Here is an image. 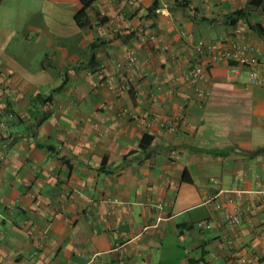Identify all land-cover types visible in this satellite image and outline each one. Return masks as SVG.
<instances>
[{"label":"crops","instance_id":"obj_1","mask_svg":"<svg viewBox=\"0 0 264 264\" xmlns=\"http://www.w3.org/2000/svg\"><path fill=\"white\" fill-rule=\"evenodd\" d=\"M173 1L93 0L79 26L80 0H0V264H264L257 195L214 206L264 191V83L225 62L183 80L199 38L264 67V39L224 19L264 27V0Z\"/></svg>","mask_w":264,"mask_h":264},{"label":"built area","instance_id":"obj_2","mask_svg":"<svg viewBox=\"0 0 264 264\" xmlns=\"http://www.w3.org/2000/svg\"><path fill=\"white\" fill-rule=\"evenodd\" d=\"M236 33H240L239 28L235 29ZM144 37V36H143ZM141 40H152L154 35H146ZM217 40L220 43H226L227 45L222 46L220 49L216 50L215 42L212 38H199L196 40L192 46L193 53L197 56L196 63L194 66L183 75V80L197 87L199 81L205 76L206 66L214 62H225L228 66L229 77L236 76L239 72V67L242 64L250 65L249 69V83L250 84H261L264 83V67L258 65L254 58L248 59L244 55V52L248 50L247 44H239L234 41H228L227 37H219ZM163 49L166 46L162 47ZM207 58L206 63H202V59ZM125 59L128 64H134L137 59L135 51L131 50L125 55ZM207 94V93H206ZM212 181H215L211 178ZM255 194L257 195V203L264 205V191H247L241 188H228L218 191L217 200L214 202L216 208L223 209L226 204H232L243 198L244 194ZM252 208L250 206H245L244 211H250ZM241 212L236 208L232 211L225 213V220L230 224H238L241 220ZM196 227L202 229L210 228L211 223L207 219H200L195 222ZM241 263L245 262L244 258H238Z\"/></svg>","mask_w":264,"mask_h":264},{"label":"trees","instance_id":"obj_3","mask_svg":"<svg viewBox=\"0 0 264 264\" xmlns=\"http://www.w3.org/2000/svg\"><path fill=\"white\" fill-rule=\"evenodd\" d=\"M81 1V6L80 8L75 12L74 14V18L75 21L77 23V25L79 26H84L86 24L90 25V20L86 15V9L91 5V3L93 2V0H80ZM259 4V0H249L248 2V6H253V7H257ZM187 2L186 0H174L172 5L169 6V11L174 12L178 9H183L187 6ZM156 6V1H153V3L149 6V10H154ZM150 12V11H149ZM148 12V14H149ZM248 9L247 8H239L234 10L233 12H231L230 14H227L225 16V22L229 25H234L238 19H241L245 25L248 27L249 30H253L254 32H256L261 38L264 39V27H262L261 24L257 23V22H250L248 20ZM199 19H204L203 17H200ZM103 22H105V18L100 16L97 18L96 24H102ZM132 34L127 33V34H114V37H119L120 39L126 40L127 38H129ZM103 42V41H102ZM100 42V43H102ZM97 44V42H92L90 44V47H94Z\"/></svg>","mask_w":264,"mask_h":264}]
</instances>
